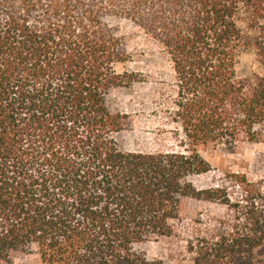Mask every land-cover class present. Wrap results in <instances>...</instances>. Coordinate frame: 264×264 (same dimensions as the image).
Here are the masks:
<instances>
[{
    "label": "trees",
    "instance_id": "obj_1",
    "mask_svg": "<svg viewBox=\"0 0 264 264\" xmlns=\"http://www.w3.org/2000/svg\"><path fill=\"white\" fill-rule=\"evenodd\" d=\"M113 18L172 65L152 100L170 147H118L111 93L142 80L116 71ZM262 20L264 0H0V264L33 247L41 264H163L146 247L181 236L190 201L227 211L187 240L193 264H264V182L201 156L264 142ZM248 52L262 73L241 79Z\"/></svg>",
    "mask_w": 264,
    "mask_h": 264
},
{
    "label": "rangeland",
    "instance_id": "obj_2",
    "mask_svg": "<svg viewBox=\"0 0 264 264\" xmlns=\"http://www.w3.org/2000/svg\"><path fill=\"white\" fill-rule=\"evenodd\" d=\"M109 24L121 37L122 53L127 58L126 63L116 65V71L120 74H138L142 80L134 89H117L111 93V111L125 113L130 118L129 130L115 137L118 147L127 153L156 152L170 147L169 138L160 134L162 122L155 114L159 108L154 106L152 100L154 85L170 82L173 77L172 65L162 47L132 21L113 18ZM261 24L264 27V20ZM236 71L239 78L248 79L262 73V68L256 55L248 52L242 54ZM201 156L212 168V175L245 174L251 180L264 182V142L243 149L210 147ZM210 178H198L195 182L198 186H204L209 184ZM226 213V209L219 205L190 201L181 236L150 244L146 247L148 255L162 260L163 264H193L186 250L187 240L200 229L214 228L213 219L221 218ZM13 264H41V259L33 247L30 253L19 256Z\"/></svg>",
    "mask_w": 264,
    "mask_h": 264
}]
</instances>
